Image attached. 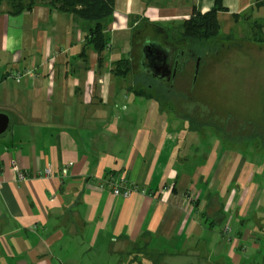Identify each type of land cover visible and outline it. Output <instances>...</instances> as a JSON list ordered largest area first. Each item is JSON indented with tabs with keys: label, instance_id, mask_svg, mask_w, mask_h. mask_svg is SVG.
Listing matches in <instances>:
<instances>
[{
	"label": "crops",
	"instance_id": "0c3cea01",
	"mask_svg": "<svg viewBox=\"0 0 264 264\" xmlns=\"http://www.w3.org/2000/svg\"><path fill=\"white\" fill-rule=\"evenodd\" d=\"M173 1L158 7L150 0H116L106 34L123 32L116 44L125 45L124 34L131 35L138 22L129 23L132 15L156 9L152 13L160 19L188 17L193 8L204 12L214 3ZM223 5L227 10L220 16L264 17V0H223ZM6 11L2 3L0 113L9 123L0 135V264H66L69 259L60 255L70 249L76 255L75 244L99 246L102 253L109 239L121 241L119 252L136 246L151 256V264L156 258L163 264L169 254L158 241L173 244L178 254L188 252L189 239L207 229V219L209 230L223 222L217 216L228 210L227 187H213L223 174L226 181L244 182L239 190L247 189L254 175L252 168L248 175L251 162L242 153L214 149L206 163L188 166L181 149L186 138L171 137L169 120L156 102L112 76L111 63L122 58L111 41L100 62L85 44L84 21L42 5L17 16ZM46 162L53 176L36 177ZM19 172L28 173L29 180L19 181ZM110 177H123L147 192L114 196L103 184ZM193 189L200 190L196 203L188 197ZM200 197L204 208L219 204L218 212L197 211Z\"/></svg>",
	"mask_w": 264,
	"mask_h": 264
},
{
	"label": "rangeland",
	"instance_id": "374dc122",
	"mask_svg": "<svg viewBox=\"0 0 264 264\" xmlns=\"http://www.w3.org/2000/svg\"><path fill=\"white\" fill-rule=\"evenodd\" d=\"M166 1L169 0H150L149 3L169 7ZM183 1L176 0L175 5ZM152 11L145 10L129 18L130 24L138 22L131 35L129 31L124 34L122 39L125 45L116 44L122 41L119 35L123 32L107 33L108 42L111 41V45L115 46L114 53L117 51L119 58L130 60L131 72L124 78L117 77V84L133 91L140 86L147 94L151 91H148L147 79L141 74L137 63L142 54L140 50L136 52L135 48L142 46L147 39H166L160 30H168L170 36L172 34L175 37L180 33L178 26L190 16L160 19ZM236 17L234 20L230 15H218L220 35L206 45L195 44L196 49L193 47L202 56L201 72L195 86L191 84L193 66L190 65L186 72L185 95L180 94L181 97L176 99L172 94L183 92L177 89L170 93L171 98L162 101L163 95L159 102L162 113L169 120L171 137L186 138L181 143V149L189 157L188 166H194L199 161L206 163L205 159L215 150L220 153L223 150L237 151L245 156L247 163L251 162L248 175L253 170L254 176L247 184V189L239 190V185L244 182L226 181V175L223 178L221 174V180L216 181L213 189L224 191L227 187L223 203L228 210L217 216L223 222L209 230L207 219V229L194 235V239H189V248H186L188 252L178 254L173 251V244L165 245L158 241L169 254L163 264H264V21L261 20L264 17L256 18L255 15L250 16V13ZM109 44L105 51H108ZM114 62L111 63V70L115 68ZM156 85L162 90L166 88L161 83ZM235 162H227L226 171ZM189 195L191 201L196 203L200 190L193 189ZM200 199L202 203L197 211L201 214L212 215L218 212L219 204L217 206L216 202H211L213 210L204 208L205 199ZM239 203L240 206L237 205ZM199 212L196 215L202 223ZM107 243L102 247V253L99 246L90 248L75 244L76 255L70 249L68 255L62 253L60 257L69 259L66 264H151L148 259L151 256L142 250L125 246L119 252L121 241L109 239ZM155 263L158 262L155 260Z\"/></svg>",
	"mask_w": 264,
	"mask_h": 264
},
{
	"label": "trees",
	"instance_id": "16d2710c",
	"mask_svg": "<svg viewBox=\"0 0 264 264\" xmlns=\"http://www.w3.org/2000/svg\"><path fill=\"white\" fill-rule=\"evenodd\" d=\"M116 0H0L6 4V12L11 16L20 15L22 12H30L36 5L53 8L61 13L70 14L86 23V45L96 51L99 57L105 51L108 45L106 34L107 26L112 16L115 14ZM223 0H214L213 6L206 12L193 8L190 16L182 21L178 26L180 33L174 35L169 34L168 30H164L169 41L187 40L190 44L206 45L216 39L220 34V25L217 15L219 12L226 11ZM234 17L236 15H233ZM241 17V16H240ZM237 18V17H236ZM264 21V19H261ZM143 21V20H142ZM146 22L147 21H143ZM149 25H151L149 23ZM155 27V26H154ZM153 27V28H154ZM136 30V29H135ZM102 62L101 58H98ZM129 59H120L114 62L115 68L112 70L117 77H126L131 72ZM137 95L152 99L142 88L135 90ZM162 112V105L159 104ZM196 206V205H195ZM138 250L142 248L136 247ZM134 248V249H135ZM159 264L160 259H155ZM154 260V261H155Z\"/></svg>",
	"mask_w": 264,
	"mask_h": 264
},
{
	"label": "flooded vegetation",
	"instance_id": "af4514ba",
	"mask_svg": "<svg viewBox=\"0 0 264 264\" xmlns=\"http://www.w3.org/2000/svg\"><path fill=\"white\" fill-rule=\"evenodd\" d=\"M153 30H156L153 28ZM160 34H162L163 37H166V39H154L150 40L147 39L144 41V44L142 46H137V50L141 51V59L139 60L138 67L140 66V72L143 74L148 82V91L150 92V95L152 100H154L157 105H159L161 102H159L161 97L162 101L166 98H171L170 93L172 94L174 90L180 89L179 92L183 91L186 87V72L190 69V65L193 66V76H192V82L191 84L195 86L196 79L199 76L201 72V54H198L195 49V44H190L187 40H177L168 41L167 35H165L164 31L160 30ZM162 38V37H161ZM155 44H159L162 47H167L162 53L161 50H158L157 47L154 46ZM195 49H194V48ZM207 55V52H205ZM164 58L165 64L171 65V74L170 75H164L161 77H157L156 75L163 74L162 71L159 72H153L148 71L147 74V65L150 61H160ZM150 73V74H149ZM163 84L166 88L161 89L160 87H157L156 84ZM176 85V86H175ZM140 87V86H139ZM185 95V92H181L179 94H172L176 97V99L180 98L181 95ZM172 96L174 99L175 97ZM159 102V103H158Z\"/></svg>",
	"mask_w": 264,
	"mask_h": 264
},
{
	"label": "built area",
	"instance_id": "2783aa9c",
	"mask_svg": "<svg viewBox=\"0 0 264 264\" xmlns=\"http://www.w3.org/2000/svg\"><path fill=\"white\" fill-rule=\"evenodd\" d=\"M22 77L20 74H15V79L19 80ZM72 164H69L66 167H63L59 172L61 174H65L67 168ZM53 176V166L50 162H46L44 169L40 172L36 173V177L38 178H50ZM30 176L26 172H19L17 174V179L19 181L29 180ZM103 184H105L114 196H121L122 198H129L133 192L138 191L141 194H146L147 190L144 186H136L133 183L127 182L125 179H114L112 177L106 178L103 180Z\"/></svg>",
	"mask_w": 264,
	"mask_h": 264
},
{
	"label": "water",
	"instance_id": "95a60500",
	"mask_svg": "<svg viewBox=\"0 0 264 264\" xmlns=\"http://www.w3.org/2000/svg\"><path fill=\"white\" fill-rule=\"evenodd\" d=\"M154 46L157 47L158 50H161V53L167 48V47H162L161 45L155 44V43H154ZM147 69H148L146 71L147 74H148V71H151V73L152 71L153 72L162 71L163 74L161 75L158 74L156 75L157 77H161L164 75L168 76L171 74V65L165 64L164 58L160 61H150L147 65ZM8 123H9V119L7 118V116L0 113V135H2L7 130Z\"/></svg>",
	"mask_w": 264,
	"mask_h": 264
}]
</instances>
